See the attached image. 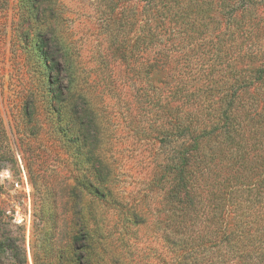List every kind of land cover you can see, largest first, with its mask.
Wrapping results in <instances>:
<instances>
[{"label": "rangeland", "instance_id": "1", "mask_svg": "<svg viewBox=\"0 0 264 264\" xmlns=\"http://www.w3.org/2000/svg\"><path fill=\"white\" fill-rule=\"evenodd\" d=\"M129 23L128 1L0 0V264H194L133 130Z\"/></svg>", "mask_w": 264, "mask_h": 264}, {"label": "trees", "instance_id": "2", "mask_svg": "<svg viewBox=\"0 0 264 264\" xmlns=\"http://www.w3.org/2000/svg\"><path fill=\"white\" fill-rule=\"evenodd\" d=\"M121 1L132 102L148 118L133 130L162 146L169 230L183 257L264 264V0Z\"/></svg>", "mask_w": 264, "mask_h": 264}]
</instances>
